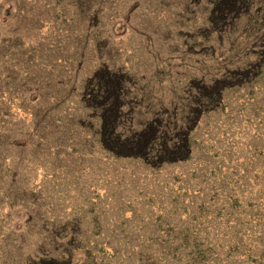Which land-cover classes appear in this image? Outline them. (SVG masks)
Returning a JSON list of instances; mask_svg holds the SVG:
<instances>
[{
    "label": "rangeland",
    "instance_id": "374dc122",
    "mask_svg": "<svg viewBox=\"0 0 264 264\" xmlns=\"http://www.w3.org/2000/svg\"><path fill=\"white\" fill-rule=\"evenodd\" d=\"M0 264H264V0H0Z\"/></svg>",
    "mask_w": 264,
    "mask_h": 264
},
{
    "label": "trees",
    "instance_id": "16d2710c",
    "mask_svg": "<svg viewBox=\"0 0 264 264\" xmlns=\"http://www.w3.org/2000/svg\"><path fill=\"white\" fill-rule=\"evenodd\" d=\"M240 1V0H238ZM101 96H98L97 100H100L99 102L104 106L105 103H108V96H106L105 94V91L103 89H101V92L99 93ZM110 112L113 111V114L108 116V115H105V117L103 118V128L106 130V128H108V130H114L116 128V111H117V106H113L111 109H109ZM114 118H110V117H113ZM107 130V131H108ZM105 131V132H107ZM139 140V139H137ZM137 140L135 139H130V140H126L124 142H118V143H112V142H109L111 144H114L115 147L119 150H131V149H134L136 144H137Z\"/></svg>",
    "mask_w": 264,
    "mask_h": 264
}]
</instances>
